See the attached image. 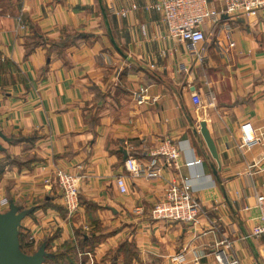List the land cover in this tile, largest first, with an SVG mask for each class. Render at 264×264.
Instances as JSON below:
<instances>
[{"label":"crops","instance_id":"0c3cea01","mask_svg":"<svg viewBox=\"0 0 264 264\" xmlns=\"http://www.w3.org/2000/svg\"><path fill=\"white\" fill-rule=\"evenodd\" d=\"M154 1L0 0V159L14 160L0 195L10 200L7 210L14 203L27 212L21 227L35 236L32 248L52 237L46 252H64V264H73L67 257L109 263L126 243L131 264H179L173 256L182 252L185 264H218L225 239L239 264H264V237L243 238L258 215L256 193L264 192V146L240 147L242 124L264 125V10L211 26L209 57L186 72V44L167 36L160 12L148 8ZM208 1L224 8L223 0ZM204 120L221 169L201 134ZM165 138L181 145L178 168L164 165L157 181L126 175L121 193L115 179L128 156L145 162L144 150ZM55 167L81 176L77 215L45 184ZM183 176L202 202L199 221L153 218L168 183Z\"/></svg>","mask_w":264,"mask_h":264},{"label":"built area","instance_id":"2783aa9c","mask_svg":"<svg viewBox=\"0 0 264 264\" xmlns=\"http://www.w3.org/2000/svg\"><path fill=\"white\" fill-rule=\"evenodd\" d=\"M224 8L217 10L211 7L208 0H156L148 4V8L160 12L163 21L166 22L167 36L184 42L190 57L188 65L182 64L181 69L189 72L193 65L205 63L208 56L209 43L207 42L208 32L211 26L216 25L220 20H234L239 15L246 17H259L264 10V0H223ZM132 8H137L134 4ZM120 16L126 15L129 10H116L110 8ZM221 31V30H220ZM224 34V30H222ZM222 34V33H221ZM226 34V31H225ZM234 45V42L231 43ZM147 89L142 88L136 94L139 102L144 100V93ZM215 96L208 92L206 103L214 104ZM194 102L197 106L204 104V99L199 94L194 95ZM241 148H253L264 146V125L254 127L251 122L241 125ZM146 147V146H145ZM147 155L146 161H141L136 156L130 155L125 161V173L116 176V183L121 193L128 191L126 175L157 181L162 178L164 165L178 168L181 156V145L171 139L160 140L154 148L148 146L144 150ZM163 160V161H162ZM202 162V159L188 160L187 166H192ZM256 165L255 163L251 166ZM80 179L79 174L68 172L62 168L53 170L52 175L45 178V184L56 186L63 200V206L69 216L77 215L80 211ZM166 188L165 194L157 200L152 209L151 215L157 220L180 221L195 224L199 221L203 206L201 200L194 194L192 178L183 176L180 181H171ZM240 198H246L247 194L238 192ZM10 205L8 196L0 195V211L6 212ZM258 215L251 231L243 238L264 237V192L256 193V204ZM251 207H245L249 209ZM138 212H143L141 206L136 207ZM28 241L34 243L35 236L28 233ZM220 244L226 248L216 251L218 264H239V259L230 252L231 242L227 239ZM89 255L91 253H88ZM91 258V255H90ZM173 260L179 264L186 263V255L178 253L173 256ZM91 260L90 264H93ZM193 264H200L199 259L195 258Z\"/></svg>","mask_w":264,"mask_h":264},{"label":"water","instance_id":"95a60500","mask_svg":"<svg viewBox=\"0 0 264 264\" xmlns=\"http://www.w3.org/2000/svg\"><path fill=\"white\" fill-rule=\"evenodd\" d=\"M105 18L106 10L103 8ZM120 52L119 47L116 45ZM200 131L208 146L212 157L218 162V169H221L219 153L214 137H212L206 120L200 122ZM0 145V150H1ZM20 207L11 203L10 209L6 212L0 211V264H44L45 259L50 254L46 252V245L43 243L36 252L27 254L20 247V227L21 220L26 215V211L19 212Z\"/></svg>","mask_w":264,"mask_h":264},{"label":"trees","instance_id":"16d2710c","mask_svg":"<svg viewBox=\"0 0 264 264\" xmlns=\"http://www.w3.org/2000/svg\"><path fill=\"white\" fill-rule=\"evenodd\" d=\"M4 159L6 162H2V159H0L1 160L0 161V177L4 173L6 164L7 163L8 164L14 163V160L11 159L9 156L4 158ZM20 228L21 229H20L19 237H20V247H21L22 251H24L25 253H28V254L34 253L35 251L32 247L35 245H34V243H31L28 241V233L29 232L27 230L23 231L22 227H20ZM51 239H52V237H50L49 239H47L45 241V245L47 247H50L49 244H50ZM80 245H81V243H80ZM126 245H129V244L126 243V244L119 245L117 247V249L114 250V255L112 256L110 262L106 263V264H120V262H119L120 257H123V264H131V262H129V260L133 255V251H132V248H130ZM86 246H87L86 243H83V247L86 248ZM51 253L52 254H50L49 256L46 257L44 264H51V263H53V264H64V261H65L64 258L66 257L65 256L66 254L64 252L59 251V252H51ZM67 258H68V262L75 264L74 259H70L71 257H67Z\"/></svg>","mask_w":264,"mask_h":264},{"label":"rangeland","instance_id":"374dc122","mask_svg":"<svg viewBox=\"0 0 264 264\" xmlns=\"http://www.w3.org/2000/svg\"><path fill=\"white\" fill-rule=\"evenodd\" d=\"M35 242V241H34ZM34 249V248H33ZM32 251V250H31ZM34 251H36V249L34 250ZM28 254V253H27ZM51 264H53V263H51Z\"/></svg>","mask_w":264,"mask_h":264}]
</instances>
